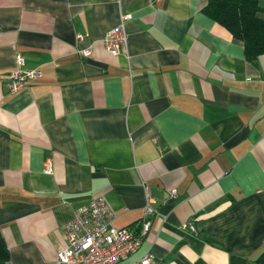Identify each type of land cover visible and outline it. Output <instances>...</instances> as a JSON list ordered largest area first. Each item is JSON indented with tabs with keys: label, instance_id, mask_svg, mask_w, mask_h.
Here are the masks:
<instances>
[{
	"label": "crops",
	"instance_id": "0c3cea01",
	"mask_svg": "<svg viewBox=\"0 0 264 264\" xmlns=\"http://www.w3.org/2000/svg\"><path fill=\"white\" fill-rule=\"evenodd\" d=\"M206 4L0 0L6 264L53 262L94 198L116 228L148 220L132 259L252 264L264 251V54L247 61ZM121 22L112 56L102 41ZM17 56L35 77L12 92Z\"/></svg>",
	"mask_w": 264,
	"mask_h": 264
},
{
	"label": "built area",
	"instance_id": "2783aa9c",
	"mask_svg": "<svg viewBox=\"0 0 264 264\" xmlns=\"http://www.w3.org/2000/svg\"><path fill=\"white\" fill-rule=\"evenodd\" d=\"M80 37V36H79ZM105 50L112 56L126 50L127 37L123 23L106 35L102 41ZM84 52L83 55H88ZM18 69L10 78V90H21L27 80L35 77V73L22 71L23 59L16 57ZM45 173H51L50 168ZM175 196V190L169 192ZM151 201L147 198L144 206V216L154 215ZM114 212L103 198H94L74 212L73 218L64 225V246L56 254L53 262L48 264H154L149 255L137 259L132 256L138 251L142 240L148 234L150 224L143 220L138 230L116 228L113 225ZM193 230L192 226L183 228Z\"/></svg>",
	"mask_w": 264,
	"mask_h": 264
},
{
	"label": "trees",
	"instance_id": "16d2710c",
	"mask_svg": "<svg viewBox=\"0 0 264 264\" xmlns=\"http://www.w3.org/2000/svg\"><path fill=\"white\" fill-rule=\"evenodd\" d=\"M203 13L243 43L247 61H255L264 54V4L261 0H207ZM7 260L8 250L0 234V264H6ZM252 264H264V251Z\"/></svg>",
	"mask_w": 264,
	"mask_h": 264
},
{
	"label": "rangeland",
	"instance_id": "374dc122",
	"mask_svg": "<svg viewBox=\"0 0 264 264\" xmlns=\"http://www.w3.org/2000/svg\"><path fill=\"white\" fill-rule=\"evenodd\" d=\"M262 2H263V4H264V0H261Z\"/></svg>",
	"mask_w": 264,
	"mask_h": 264
}]
</instances>
